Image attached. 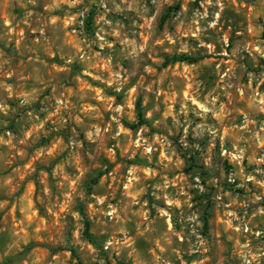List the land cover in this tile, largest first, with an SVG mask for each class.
I'll list each match as a JSON object with an SVG mask.
<instances>
[{
    "label": "rangeland",
    "instance_id": "rangeland-1",
    "mask_svg": "<svg viewBox=\"0 0 264 264\" xmlns=\"http://www.w3.org/2000/svg\"><path fill=\"white\" fill-rule=\"evenodd\" d=\"M0 264H264V0H0Z\"/></svg>",
    "mask_w": 264,
    "mask_h": 264
},
{
    "label": "trees",
    "instance_id": "trees-1",
    "mask_svg": "<svg viewBox=\"0 0 264 264\" xmlns=\"http://www.w3.org/2000/svg\"><path fill=\"white\" fill-rule=\"evenodd\" d=\"M197 60L196 57H194L191 54L183 53V54H174L172 56L166 57L165 64L169 63H175V62H183V61H195ZM137 110H138V116L140 118V122H144L143 118V109L140 103H137ZM97 180V179H96ZM85 233L86 236L91 240L95 241V237L93 233L90 231V221L88 219L85 220ZM74 251V249H72Z\"/></svg>",
    "mask_w": 264,
    "mask_h": 264
}]
</instances>
